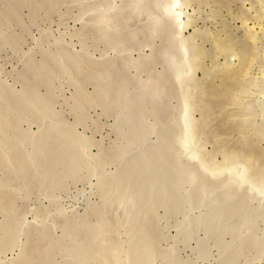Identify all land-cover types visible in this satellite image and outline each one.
<instances>
[{
    "label": "rangeland",
    "instance_id": "1",
    "mask_svg": "<svg viewBox=\"0 0 264 264\" xmlns=\"http://www.w3.org/2000/svg\"><path fill=\"white\" fill-rule=\"evenodd\" d=\"M169 2L0 0V264H264V0Z\"/></svg>",
    "mask_w": 264,
    "mask_h": 264
},
{
    "label": "bare ground",
    "instance_id": "2",
    "mask_svg": "<svg viewBox=\"0 0 264 264\" xmlns=\"http://www.w3.org/2000/svg\"><path fill=\"white\" fill-rule=\"evenodd\" d=\"M189 1V0H188ZM185 2V0H170V2H169V5H170V8L168 9L169 10V12H171V13H173L172 15H173V19L174 20H177L176 18H179L180 17V14H181V12L182 11H180L179 9L180 8H173L172 9V7H175L177 4H180V6H181V4H183ZM190 2H191V0H190ZM37 3V2H36ZM141 3V2H140ZM145 3V2H144ZM155 3V2H154ZM158 3V2H157ZM187 3V2H186ZM52 4V3H51ZM50 4V5H51ZM156 4V3H155ZM37 5V4H36ZM116 5V4H115ZM185 5V4H184ZM188 5V4H187ZM187 5H185V7L187 6ZM166 6V5H165ZM233 6V5H232ZM113 7V6H112ZM177 7H179V6H177ZM190 7V6H189ZM102 10V9H101ZM186 10V9H185ZM164 11V10H163ZM105 12V11H104ZM165 12H167V11H165ZM164 12V13H165ZM163 13V12H162ZM184 13V12H183ZM159 15V14H158ZM168 15V14H167ZM182 15V14H181ZM184 15V14H183ZM105 16V15H104ZM124 18H125V16L124 15H122ZM153 16V15H152ZM160 16V15H159ZM192 16V15H191ZM122 17V18H123ZM172 17V16H171ZM121 19V18H120ZM119 19V20H120ZM151 19H153V18H151ZM186 19V18H185ZM188 19V18H187ZM110 20V19H109ZM171 20V19H170ZM183 20V19H182ZM177 21H179V20H177ZM190 21V20H189ZM151 22V21H150ZM153 22V21H152ZM151 22V23H152ZM186 22V21H185ZM186 23H188V21L186 22ZM176 24V23H175ZM179 24V26L178 27H180V22L178 23ZM185 24V23H184ZM174 25V24H173ZM160 26V25H159ZM186 26H187V24H186ZM185 26V27H186ZM248 26H250L249 27V29H248V32H246L247 33V35H248V38L249 39H252V38H254V33H253V28H252V26L251 25H248ZM154 27V26H153ZM260 27V26H259ZM149 28H151V27H149ZM181 28V27H180ZM256 35V34H255ZM195 36V35H194ZM244 37V36H243ZM108 39V38H107ZM195 39V38H194ZM255 39V38H254ZM191 41V40H190ZM254 41V40H253ZM148 42V41H147ZM218 42V41H217ZM192 43V42H191ZM193 43H196L195 41L193 42ZM197 44V43H196ZM195 45V44H194ZM112 48V47H111ZM193 48H196V45L193 47ZM168 49V48H167ZM200 49V48H199ZM198 48L196 49V50H199ZM172 50V49H171ZM195 50V49H194ZM200 51V50H199ZM159 52V51H158ZM173 52V51H172ZM196 52V51H195ZM166 53V52H165ZM176 55V54H175ZM197 55V54H196ZM168 56V55H167ZM200 56V55H199ZM199 56H197V57H199ZM161 57V56H160ZM168 58H169V56H168ZM54 60V59H53ZM195 60V59H194ZM251 60V59H250ZM30 61V60H29ZM136 62H138V61H136ZM195 62V61H194ZM240 62V61H239ZM140 63V62H139ZM144 64V63H143ZM199 64V63H198ZM97 66V65H96ZM241 66V65H240ZM243 66V65H242ZM245 66V65H244ZM98 67H102L101 65L100 66H98ZM246 67V66H245ZM35 68V67H34ZM168 68V67H167ZM241 68V67H240ZM27 69V68H26ZM165 69V68H164ZM237 69V68H236ZM29 70H31V69H29ZM97 71V70H96ZM240 72H242L241 70H240ZM226 73V72H225ZM238 73V72H237ZM236 73V74H237ZM94 74H96V72L94 73ZM240 74V73H239ZM57 75V74H56ZM69 75V74H68ZM90 75V74H89ZM92 75V74H91ZM67 76V75H66ZM157 76V75H156ZM229 76H231L230 75V73L229 74H226V77H229ZM92 77V76H91ZM94 77V76H93ZM92 77V78H93ZM153 77V76H152ZM162 77V76H161ZM233 77V76H232ZM65 78V77H64ZM157 78H159V76L157 77ZM156 78V81L158 80ZM224 78V77H223ZM89 79H91V78H89ZM167 79V78H166ZM163 80H164V78H163ZM159 81V80H158ZM162 81V80H161ZM193 81V80H192ZM195 81V80H194ZM74 82V81H73ZM155 82V81H154ZM164 82V81H163ZM149 84V83H148ZM155 84V83H154ZM156 84H157V82H156ZM161 84V83H160ZM164 84V83H163ZM159 86V85H158ZM186 87V86H185ZM45 88H46V86H45ZM152 88V87H151ZM189 88V87H188ZM155 90V89H154ZM188 93H189V91H188ZM146 95H148V94H146ZM97 96H99V95H97ZM149 96V95H148ZM158 96V95H157ZM97 98V97H96ZM154 98V97H153ZM102 99V98H101ZM90 100V99H89ZM88 100V101H89ZM91 100H93V99H91ZM141 100V99H140ZM142 100H144V99H142ZM93 101H95V100H93ZM143 102V101H142ZM159 102V101H158ZM195 102V101H194ZM104 105V104H103ZM75 107L77 108L78 107V104H77V106L75 105ZM192 108V107H191ZM184 109V108H183ZM76 110V109H75ZM120 110V109H119ZM76 113V112H75ZM230 117V116H229ZM244 117V116H243ZM242 117V118H243ZM186 118V117H185ZM184 118V120H186ZM3 119V118H2ZM5 119V118H4ZM79 119V118H78ZM228 119H230V118H228ZM189 121V120H188ZM31 122V121H30ZM3 123V122H2ZM7 124V123H6ZM139 124V123H138ZM141 125V124H140ZM4 129V128H3ZM49 129V128H48ZM21 130V129H20ZM10 135V134H9ZM4 136V135H3ZM143 136V135H142ZM140 137V136H139ZM246 139V138H245ZM47 143V142H46ZM135 143V142H134ZM130 144V143H129ZM15 145V144H14ZM16 146V145H15ZM4 147V146H3ZM153 147V146H152ZM5 148H6V151H8L7 149H8V146L7 147H4V150H5ZM39 150V149H38ZM75 150V149H74ZM152 150V149H151ZM5 151V152H6ZM3 152V151H2ZM203 152V151H202ZM244 153V152H243ZM198 154V153H197ZM245 154V153H244ZM3 155H5V154H3ZM8 156V155H7ZM159 156V155H158ZM161 156V155H160ZM248 156V155H247ZM162 157V156H161ZM225 158V157H224ZM227 158V157H226ZM8 159H9V156H8ZM143 159V158H142ZM10 160V159H9ZM4 161H6L5 160V158H4ZM4 161H3V164H4ZM227 161V160H226ZM8 162L9 161H6V163L8 164ZM54 162V161H53ZM232 163V162H231ZM247 163V162H246ZM0 164H2V163H0ZM148 164V163H147ZM222 164H224V163H222ZM14 165V164H13ZM48 165V164H47ZM5 166V165H4ZM3 166V167H4ZM220 166V165H219ZM223 166V165H222ZM247 166V165H246ZM251 166V165H250ZM0 167H1V165H0ZM7 167H8V165H7ZM254 167V166H253ZM55 168V167H54ZM142 168V167H141ZM247 171V170H246ZM132 175V174H131ZM158 177V176H157ZM155 181V180H154ZM153 181V182H154ZM177 181V180H176ZM180 182V181H179ZM230 183V182H229ZM147 184V183H146ZM182 184V183H181ZM173 185V184H172ZM152 187V186H151ZM209 190V189H208ZM125 192V191H124ZM155 192V191H154ZM110 193V192H109ZM176 194V193H175ZM108 195V194H107ZM181 196L182 195H180V198H181ZM170 197V196H169ZM183 197V196H182ZM244 198H246V197H244ZM244 198H241V199H244ZM240 204V203H239ZM135 207V206H134ZM138 213V212H137ZM133 216V215H132ZM128 220V219H127ZM33 221V220H32ZM108 222V221H107ZM128 222V221H127ZM123 225V224H122ZM78 229V228H77ZM148 231V230H147ZM106 234V233H105ZM99 236V235H98ZM148 241V240H147ZM134 243V242H133ZM140 243V242H139ZM124 245V244H123ZM157 250V249H156ZM146 251V250H145ZM123 252V251H122ZM139 254V253H138ZM147 255V254H146ZM164 255V254H163ZM159 256V255H158ZM22 257V256H21ZM47 257V256H46ZM114 260H115V258H114ZM13 262V261H12ZM106 262V261H105ZM11 264V263H10ZM99 264V263H98ZM107 264V263H106Z\"/></svg>",
    "mask_w": 264,
    "mask_h": 264
}]
</instances>
